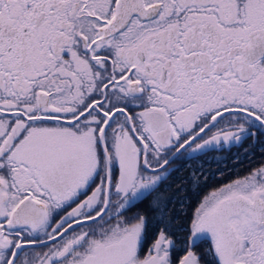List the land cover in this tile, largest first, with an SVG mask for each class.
<instances>
[{
	"label": "snow or ice",
	"instance_id": "obj_1",
	"mask_svg": "<svg viewBox=\"0 0 264 264\" xmlns=\"http://www.w3.org/2000/svg\"><path fill=\"white\" fill-rule=\"evenodd\" d=\"M260 136L264 0H0V264H264V165L153 197Z\"/></svg>",
	"mask_w": 264,
	"mask_h": 264
},
{
	"label": "trees",
	"instance_id": "obj_2",
	"mask_svg": "<svg viewBox=\"0 0 264 264\" xmlns=\"http://www.w3.org/2000/svg\"><path fill=\"white\" fill-rule=\"evenodd\" d=\"M243 145L245 146L243 148L233 146L230 151L219 150L183 161L177 170L171 172L162 189L158 190V193H153V197L160 194L164 200L172 201L169 205L168 217L175 225L178 236L183 235L179 225L194 212L203 194L214 186L242 174L259 160L256 155L258 147L252 140L245 141ZM141 209L145 215L148 214L146 206H142ZM151 215L153 226H155L159 214Z\"/></svg>",
	"mask_w": 264,
	"mask_h": 264
},
{
	"label": "flooded vegetation",
	"instance_id": "obj_3",
	"mask_svg": "<svg viewBox=\"0 0 264 264\" xmlns=\"http://www.w3.org/2000/svg\"><path fill=\"white\" fill-rule=\"evenodd\" d=\"M253 141V140H252ZM253 143H254V145H256L257 147H258V149H257V152H256V155L259 157V160L257 161V162H255L253 165H251L249 168H247L246 170H244V172L242 173V174H240V175H238V176H236V177H234V178H237V177H239V176H243V175H246V174H248V172L251 170V169H253V168H256V167H260L261 165H264V149H261V148H264V136H260L259 137V139L258 140H256V141H253ZM243 147H245L244 145L243 146H241L240 148H243ZM226 150V149H225ZM219 151V150H218ZM218 151H216V150H213V151H209V152H207V153H205L204 155H208V154H210V153H214V152H218ZM227 151V150H226ZM186 160H189V159H180V160H177V161H175V163L171 166L172 167V169H173V171H175V170H177V167L179 166V165H181V163L183 162V161H186ZM173 171H171V172H173ZM234 178H232V179H234ZM231 179V180H232ZM230 181V180H229ZM223 184V183H222ZM221 185V184H220ZM218 186V185H217ZM214 187H216V186H214ZM213 187V188H214ZM212 189V188H211ZM142 206L140 207V208H138V209H134L133 210V212H129V213H127V215H133V213L135 212V211H141L142 212ZM145 214V213H144Z\"/></svg>",
	"mask_w": 264,
	"mask_h": 264
},
{
	"label": "rangeland",
	"instance_id": "obj_4",
	"mask_svg": "<svg viewBox=\"0 0 264 264\" xmlns=\"http://www.w3.org/2000/svg\"><path fill=\"white\" fill-rule=\"evenodd\" d=\"M239 177H240V176H239ZM237 178H238V177H237ZM234 179H236V178H234ZM234 179H232V180H234ZM228 182H230V181H228ZM228 182H226V183H228ZM226 183H223V184H226ZM223 184L218 185V186H216V187H214V188H212V189H209V190H208V191H207V192L201 197L200 202L197 204V206L195 207V209L199 206V204L202 202V200H203V198H204L205 196L210 195L211 192L215 191L217 188L221 187Z\"/></svg>",
	"mask_w": 264,
	"mask_h": 264
},
{
	"label": "water",
	"instance_id": "obj_5",
	"mask_svg": "<svg viewBox=\"0 0 264 264\" xmlns=\"http://www.w3.org/2000/svg\"><path fill=\"white\" fill-rule=\"evenodd\" d=\"M195 211V210H194Z\"/></svg>",
	"mask_w": 264,
	"mask_h": 264
}]
</instances>
